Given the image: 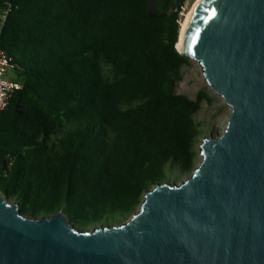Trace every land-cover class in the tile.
I'll use <instances>...</instances> for the list:
<instances>
[{
    "label": "trees",
    "instance_id": "trees-1",
    "mask_svg": "<svg viewBox=\"0 0 264 264\" xmlns=\"http://www.w3.org/2000/svg\"><path fill=\"white\" fill-rule=\"evenodd\" d=\"M0 48L22 88L0 111V193L22 215L76 228L127 220L153 185L196 163L202 101L176 94L178 12L147 0H0ZM161 0L153 12L165 11ZM103 66H107L104 73Z\"/></svg>",
    "mask_w": 264,
    "mask_h": 264
},
{
    "label": "water",
    "instance_id": "water-1",
    "mask_svg": "<svg viewBox=\"0 0 264 264\" xmlns=\"http://www.w3.org/2000/svg\"><path fill=\"white\" fill-rule=\"evenodd\" d=\"M147 0L149 19L167 18ZM180 54L230 109L179 184L145 192L123 223L82 230L27 217L0 193V264H264V0H200ZM177 49V48H176Z\"/></svg>",
    "mask_w": 264,
    "mask_h": 264
},
{
    "label": "rangeland",
    "instance_id": "rangeland-1",
    "mask_svg": "<svg viewBox=\"0 0 264 264\" xmlns=\"http://www.w3.org/2000/svg\"><path fill=\"white\" fill-rule=\"evenodd\" d=\"M196 0H183L178 12V20L180 24V29L185 21V18L189 11L192 9ZM104 73L107 72V66H103ZM181 79L176 83L175 93L186 96L189 99H194L199 92L204 93L209 101H202L198 113L195 115V121L200 123L199 137L195 140L194 148L197 152L196 163L194 167L199 163V146L204 137L209 135L218 136L230 116V109L224 104L223 100L215 95L206 85L202 75L200 67L197 63L190 60L189 64L183 65L180 68ZM10 80L18 81V77L15 71L8 69L4 76ZM189 175V174H188ZM188 175H184L176 179L175 181H167L170 183L179 184L185 180ZM12 203L11 200H9ZM125 220L116 222L115 224L123 223ZM114 224V225H115ZM97 225L96 227H98ZM93 227L88 228L91 230Z\"/></svg>",
    "mask_w": 264,
    "mask_h": 264
},
{
    "label": "built area",
    "instance_id": "built-area-1",
    "mask_svg": "<svg viewBox=\"0 0 264 264\" xmlns=\"http://www.w3.org/2000/svg\"><path fill=\"white\" fill-rule=\"evenodd\" d=\"M12 8L13 6L9 1L4 2L0 7V31ZM17 68L14 59L7 54L6 51L0 48V111L6 108L7 103L14 92L22 88L21 83L18 81L4 77L8 69L16 72Z\"/></svg>",
    "mask_w": 264,
    "mask_h": 264
},
{
    "label": "bare ground",
    "instance_id": "bare-ground-1",
    "mask_svg": "<svg viewBox=\"0 0 264 264\" xmlns=\"http://www.w3.org/2000/svg\"><path fill=\"white\" fill-rule=\"evenodd\" d=\"M200 2V0H196V2L194 3L192 9L189 11V13L187 14L186 18H185V21L184 23L182 24L181 26V29H180V33H179V39H178V43L176 45L177 47V50L180 51L181 50V43H182V39H183V36L185 34V30H186V27H187V24L191 18V15H192V12L194 11V9L196 8L197 4Z\"/></svg>",
    "mask_w": 264,
    "mask_h": 264
}]
</instances>
